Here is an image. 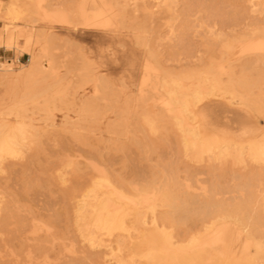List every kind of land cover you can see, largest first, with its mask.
<instances>
[{
	"label": "rangeland",
	"instance_id": "rangeland-1",
	"mask_svg": "<svg viewBox=\"0 0 264 264\" xmlns=\"http://www.w3.org/2000/svg\"><path fill=\"white\" fill-rule=\"evenodd\" d=\"M83 9L91 16L98 14L102 20L97 18L103 24L97 28H86ZM58 11L67 13L68 23L51 19L54 18L52 13ZM115 13H118L117 18ZM11 30L16 38L9 42ZM262 43L264 0H0V126L6 125L13 130L21 122L26 126L23 127L25 133L20 136L22 140L19 139V153H0V183L1 186H11L9 189L17 192L18 204L22 205L20 217L27 226L48 222L54 227L56 224L57 228L51 234L34 233L35 237H40L37 240L29 231H13L11 237L9 231L7 235V231L1 232L0 229V264H146L150 261L147 260V252H160L159 257L161 253L168 256L167 259L163 257L164 261L161 257L163 262L158 260L156 264H179L182 254L194 252H200V255L205 252L201 257H207H203L198 264H206V261L219 264V261L214 263L217 260H221V264H237L238 261L241 264H264V202L261 201L263 199L258 202L259 198H264L261 194L264 193ZM33 62H37L33 67L35 70H31ZM25 68L28 70L25 71ZM3 73L11 75L12 79H3ZM18 73L19 76H15ZM199 79L201 83H207H202L204 94L197 100L191 91L201 85ZM215 79L220 82L214 83ZM179 87H182V92ZM169 91L178 95L172 96ZM180 92L181 95L187 94L185 99L179 97ZM179 100L191 101L192 105H188L191 113H181L185 106ZM171 101L176 104L171 105L175 106L173 109L169 105ZM182 104L184 107L181 109ZM182 117L186 121H182ZM181 127L184 129L181 130ZM187 128L195 131L196 135L185 130ZM216 139L221 140L216 141L220 148L229 140L244 145L243 158L240 156L243 160L237 159V152H234L233 158L237 157L240 161L233 159L232 155L227 157L223 149L222 154L219 153L218 147L214 148L217 151L210 153L214 149L210 150L208 144ZM192 140L196 146L192 145ZM252 144L259 146L257 150ZM204 147L209 151H201ZM254 151L263 161L258 160L259 156ZM251 153H254V158ZM167 176L170 180L172 178V183H166L169 180ZM147 182L148 186L152 185L150 190L153 187L151 193L145 186ZM99 184L130 186L125 192L131 196L135 208L126 213L132 215L124 216L127 223L124 222V229L127 230L102 231L100 239L103 240L96 244L86 237L85 241L84 236H80V230L77 231L78 225L72 221L73 204L64 197L66 192L63 188L67 191L77 186L80 189L79 185ZM166 185L176 190L180 188L174 201L168 202L165 194L162 195ZM248 187L252 190L250 193ZM157 188L161 195L156 192ZM207 189L210 192L205 191ZM186 190L197 196L189 192V196L192 193L189 197L180 192ZM1 191L0 203L4 198ZM211 192L217 198L206 194ZM134 193L138 196L142 194L145 199L138 200ZM203 193L205 197L201 196ZM250 194L253 195L248 199ZM149 196L152 198L149 199ZM153 196L156 202L151 200ZM187 199L192 200L188 202ZM194 199L195 204V201L192 202ZM250 199L254 202V206L251 205L253 212L244 206L251 204L248 202ZM145 200L147 206L151 204L149 209L144 204ZM163 202L167 208L163 207ZM172 202L179 205L176 209L180 208L181 212H186L185 208L192 209H188L191 217L188 213L176 212L175 207L170 205ZM200 204L201 208L205 205L202 209L207 211L200 210V207L193 210ZM71 205V209H67ZM211 205L216 208L212 209ZM218 205L227 209L228 213L220 211ZM152 206H156L155 212L150 210ZM136 208H141L137 209L139 213ZM197 209L206 216L204 219H201V213L197 212L201 217L195 215ZM212 210H216L214 214L220 215L222 221L213 216ZM172 211L179 217L174 216L177 214ZM162 216L179 218L178 221H184L185 225L181 223V229L175 230L169 226H165L164 230L161 226L158 236L155 234L153 238L150 235L154 231V220L162 223ZM230 216L236 220L229 221L232 219ZM202 220H206L205 224L212 222L215 230L205 233ZM171 230L175 236L179 231L181 234L173 238L176 245L172 246L165 242L172 235ZM220 232L223 233L222 238H216ZM147 233H150L149 239ZM52 234H55L54 237ZM1 235L8 237L5 239ZM193 237L195 239L191 241ZM160 239H165L164 243H160ZM205 241H209L208 245ZM158 243L161 245L158 246ZM193 243L199 246H193ZM164 244L168 246L164 247ZM147 246H153V249L148 250ZM177 246L180 249H176ZM212 258L216 260L212 261ZM151 262L147 264H155Z\"/></svg>",
	"mask_w": 264,
	"mask_h": 264
},
{
	"label": "bare ground",
	"instance_id": "bare-ground-1",
	"mask_svg": "<svg viewBox=\"0 0 264 264\" xmlns=\"http://www.w3.org/2000/svg\"><path fill=\"white\" fill-rule=\"evenodd\" d=\"M174 2V1H173ZM110 3V2H109ZM163 5V4H162ZM111 7V6H110ZM110 7H109V9H110ZM171 7V6H170ZM106 8V7H105ZM103 12V11H102ZM109 13V12H108ZM82 14H83V17H84V26L86 27V28H92V27H96L97 28V26H99V25H102L103 23H102V21H100V20H102V19H100L98 16V14H97V16H96V14H92L93 16H91L90 14H88L84 9H83V12H82ZM106 14V13H105ZM116 14V18H117V14L118 13H115ZM122 15V14H121ZM50 17V16H49ZM52 17H54V18H51V19H53V21H60L61 23L64 21V23L66 24V23H68V15H67V13L65 12V11H58V12H54V13H52ZM100 19V20H98V18ZM115 19V18H114ZM110 20V19H109ZM172 20V19H171ZM170 20V21H171ZM238 20V19H237ZM67 21V22H66ZM108 21V20H107ZM112 21V20H111ZM106 22V21H105ZM109 22V21H108ZM117 23V22H116ZM101 27V26H100ZM230 27V26H229ZM111 28V27H110ZM220 28V27H219ZM112 29H113V27H112ZM248 29V28H247ZM239 30V29H238ZM12 31V30H11ZM212 32V31H211ZM9 33V32H8ZM200 34V33H199ZM211 36V35H210ZM221 36V35H220ZM255 37V36H254ZM259 37H261V35L259 36ZM15 38H16V34H14L13 33V31L12 32H10L9 34H8V41L9 42H12V41H14L15 40ZM134 38V37H133ZM205 40V39H204ZM262 42H263V40H261ZM260 44V43H259ZM263 45H264V43H262ZM261 44V45H262ZM260 45V46H261ZM138 46V45H137ZM141 46V45H140ZM258 46V45H257ZM261 47H263V46H261ZM259 50H260V48H259ZM261 52V51H260ZM148 58V57H147ZM35 62V61H34ZM34 62H33V64L31 65V70L32 69H34L35 70V68H33V67H36V63L34 64ZM190 62V61H189ZM35 65V66H34ZM96 66V65H95ZM29 67V66H28ZM26 69L27 68H25V71H26ZM30 69V68H29ZM3 70H5V69H3ZM28 70V69H27ZM37 70V69H36ZM24 71V70H23ZM22 71V72H23ZM30 71V70H29ZM21 72V73H22ZM31 72H34V71H31ZM31 72H27V74H30ZM5 73H6V70H5ZM5 73H3L2 74V78L3 79H9V78H11L12 79V77H11V75H7V74H5ZM35 73V72H34ZM27 74H24L25 76L27 75ZM19 76V73L18 74H15V76ZM22 76H23V74H21ZM20 75V76H21ZM17 76V77H18ZM22 76H21V78H22ZM24 76V77H25ZM17 77H15V78H17ZM27 77V76H26ZM208 77V76H207ZM14 78V77H13ZM14 78V79H15ZM19 79H20V77H19ZM204 79V78H203ZM206 79V78H205ZM204 79V80H205ZM200 80V79H199ZM209 80V79H208ZM216 80H218V79H215V80H213V82L214 83H216V82H218V81H216ZM216 81V82H215ZM220 82V81H219ZM218 82V83H219ZM148 83V82H147ZM199 83L201 84L199 87L197 86V88L196 89H194L193 91H191V93H192V95H193V97L195 98V99H197V100H199V99H201L202 97H203V94H204V89H205V87L203 88L202 87V83H203V81H202V83H201V80L199 81ZM204 83H207V81H205ZM203 83V84H204ZM146 84V83H145ZM211 84H212V82H211ZM125 85V84H124ZM214 85V84H213ZM217 86V85H216ZM216 86H214V87H216ZM181 88L182 87H179V89H180V91H181ZM186 89V88H185ZM216 90L217 89H219V88H215ZM187 90V89H186ZM175 91V90H174ZM187 91H189V90H187ZM172 92H173V90H172ZM182 92V91H181ZM181 92H180V96L179 97H181V99L183 100V98L185 99V97L184 96H186L187 94H184V95H181ZM184 92V91H183ZM190 92V91H189ZM169 93H171V91H169ZM186 93V92H185ZM210 93V92H209ZM172 94V96H174V94L175 95H178V94H176V93H171ZM170 94V95H171ZM183 94V93H182ZM169 95V96H170ZM171 96V97H172ZM190 96H191V94H190ZM206 97V96H205ZM168 98H170V97H168ZM177 98V97H176ZM187 98V97H186ZM180 99V98H179ZM172 100L175 102V100H174V98H172ZM182 100H179V101H182ZM170 102V101H169ZM183 102V104H184V106H183V104H182V107H180L181 109L184 107V110L183 111H181V113H183L184 111L185 112H187V111H189V109H188V105H190V103H191V101L189 100V102L190 103H188V100H184V101H182ZM176 104L178 103L177 101L175 102ZM172 104H174L172 101H171V104H169L170 106L172 105ZM176 104H174V105H176ZM168 105V104H167ZM173 105V107L171 106H168V109H170V108H174L175 106ZM192 105V104H191ZM190 105V106H191ZM181 106V105H180ZM170 107V108H169ZM189 108H191V107H189ZM170 111H171V109H170ZM175 111V110H174ZM173 112V111H172ZM189 113H191V111H189ZM188 113V114H189ZM185 114V113H184ZM183 114V115H184ZM187 114V113H186ZM182 115V114H181ZM182 115V116H183ZM186 116H188V115H186ZM181 117V116H180ZM186 121V119H183V117H182V121ZM177 122V121H176ZM184 123V122H183ZM186 123V122H185ZM188 123V122H187ZM0 124H2V123H0ZM20 123H18L16 126H14V127H16L15 128V130H13V129H8V127L6 126V125H1L0 127H1V129H0V153H7L8 155L9 154H15V153H19V145H20V142H19V139H20V136L22 135L23 136V133H25L24 132V128H26V126L25 125H23V123L21 122V125H19ZM181 125H182V123H181ZM180 125V126H181ZM185 125V124H184ZM183 125V126H184ZM189 125L187 124V127H188ZM24 127V128H23ZM182 128V127H181ZM186 128V127H185ZM184 129V127L181 129V130H183ZM185 130H188V132L189 133H192V134H195L196 135V132L195 131H193V130H191V129H185ZM184 130V131H185ZM26 131H28V130H26ZM27 133V132H26ZM26 135V134H25ZM24 135V136H25ZM189 135V134H188ZM200 135V134H199ZM198 136V135H197ZM22 138V137H21ZM24 138V140L26 139V137H23ZM186 138V137H185ZM199 138V137H198ZM20 140H22V139H20ZM23 140V141H24ZM187 140V139H186ZM185 140V141H186ZM193 140H195V139H193ZM192 140V142L194 143H192V142H190V145H191V143H192V145H195V141H193ZM196 140L198 141V140H200V139H197L196 138ZM217 140H219V139H216V140H214V141H212V142H210L209 143V141H208V148L210 149V150H212V149H214V148H220L219 146H221V145H219V143L218 142H216ZM184 141V140H183ZM190 141V140H189ZM201 141V140H200ZM204 141L205 140H203V144H204ZM220 142H221V140H219ZM224 141H226V140H224ZM187 142V141H186ZM197 143V142H196ZM218 143V144H217ZM225 143V142H224ZM255 143V142H254ZM253 143V144H254ZM258 143V142H257ZM198 144H201V143H199L198 142ZM252 144V145H253ZM93 145V144H92ZM202 145V144H201ZM251 145V146H252ZM255 145V144H254ZM253 145V146H254ZM187 146H189V143L187 142ZM196 146V145H195ZM194 146V147H195ZM222 146H223V144H222ZM199 147V146H198ZM202 147H203V145H202ZM257 147H259V146H254V149L256 148V150H257ZM206 147H204V148H202L201 149V151L204 149V150H208V148H206ZM200 149V148H199ZM221 149H223L222 151L223 152H227V157H228V155H232V158H233V155L235 156V154H234V152H237L238 154H236L237 156H239L237 159H241V160H243L242 158H243V154H244V149H245V147H244V145H239V144H234V143H232L230 140H229V142H227L222 148H220V150H219V153H221L222 154V151H221ZM185 150V149H184ZM264 150V149H263ZM209 151V150H208ZM214 151H217V149L215 150H213L212 152H210V153H213ZM252 151V150H251ZM204 152V151H203ZM206 152V151H205ZM204 152V153H205ZM253 152V151H252ZM255 152V151H254ZM229 153V154H228ZM243 153V154H242ZM260 153V152H259ZM1 154V155H2ZM21 154V153H20ZM220 154V155H221ZM224 154V153H223ZM240 154V155H239ZM253 154L254 153H251V157H255V156H253ZM255 154L257 155V156H259L258 157V160H262L263 161V159H260V155L258 154V152L256 153L255 152ZM0 155V156H1ZM4 155V154H3ZM15 155H17V154H15ZM106 156H107V154H106ZM219 156V155H218ZM240 156H242V158H240ZM223 157V156H222ZM224 157H225V155H224ZM231 157V156H230ZM5 158V157H4ZM15 158V157H14ZM20 158V157H19ZM18 158V159H19ZM24 158V157H23ZM236 158H233V159H235L236 161H240V160H237ZM264 158V157H263ZM0 159H2V156L0 157ZM16 159V158H15ZM30 159V158H29ZM4 160V159H3ZM34 160V159H33ZM35 160H37V159H35ZM7 161V160H6ZM27 161H29V160H27ZM31 161V160H30ZM21 162H22V158H21ZM7 163H9V162H7ZM27 163V162H26ZM37 163V162H36ZM100 163V162H99ZM6 164V163H5ZM29 164H31V163H29ZM33 164V163H32ZM38 164H39V162H38ZM111 164V163H110ZM2 165V164H1ZM4 165V164H3ZM2 165V166H3ZM13 165V164H12ZM15 165V164H14ZM21 165V164H20ZM102 165V164H101ZM6 165H4V167H5ZM8 166V165H7ZM23 166V165H22ZM31 166V165H30ZM114 166V165H113ZM59 167V166H58ZM87 167V166H86ZM8 168V167H7ZM16 168V167H15ZM29 168V167H28ZM2 169H3V167H2ZM9 169V168H8ZM94 169V168H93ZM4 170V169H3ZM84 170V169H83ZM86 170V169H85ZM81 171V170H80ZM144 171V170H143ZM25 173V172H24ZM33 173V172H32ZM61 173V172H60ZM85 173V172H84ZM172 173V172H171ZM16 174H17V172H16ZM47 174V173H46ZM7 175V174H6ZM18 175V174H17ZM23 175V174H22ZM104 175V174H103ZM114 175V174H113ZM124 175V174H123ZM126 175V174H125ZM175 175V174H174ZM13 176V175H12ZM63 176V175H62ZM65 176V175H64ZM102 176V175H101ZM121 176V175H120ZM141 176V175H140ZM14 177V176H13ZM84 177V176H83ZM123 177V176H122ZM130 177V176H129ZM142 177V176H141ZM168 177V176H167ZM4 178V177H3ZM12 178V177H11ZM21 178V177H20ZM166 178V177H165ZM169 178V177H168ZM167 178V179H168ZM97 179V178H96ZM134 179V178H133ZM142 179H144V178H142ZM146 179V178H145ZM166 179V180H167ZM22 180V179H21ZM34 180V179H33ZM32 180V181H33ZM171 180H172V178H171ZM170 178H169V180L168 181H166V183H169L170 181ZM176 180V179H175ZM175 180H173V181H175ZM1 181V180H0ZM22 181H24V180H22ZM65 181V180H64ZM98 181V180H97ZM103 181V180H102ZM107 181V180H106ZM126 181V180H125ZM136 181V180H135ZM148 181V180H147ZM28 182V181H27ZM61 182V181H60ZM78 182V181H77ZM96 182V181H95ZM99 182V181H98ZM97 182V183H98ZM131 182V181H130ZM146 182V181H145ZM164 182V181H163ZM176 182H178V181H176ZM176 182H174V184L176 183ZM34 183V182H33ZM79 183V182H78ZM134 183H136V182H134ZM150 183V182H149ZM170 183H172V182H170ZM95 184V183H94ZM111 184V183H110ZM152 184H154L153 183V181H152ZM163 184V183H162ZM162 184H161V186H162ZM165 184V183H164ZM2 185V183H0V186ZM25 185V184H24ZM28 185V184H27ZM77 185V184H76ZM100 185V184H99ZM99 185H97V186H80L79 185V187H80V189H78V186L77 187H75L76 188V190H75V188L74 189H72V190H67L66 191V188L64 189L63 188V190H65V192L66 193H64L66 196H64L68 201H70L71 202V204H73V207H72V205L70 206V208H68L67 207V209H71V207L73 208V213H72V215H73V217H72V219L74 218V220H72L73 221V223H74V221H75V223L78 225V230L77 231H79L80 230V233L82 234H80V236H84V239H85V241H86V238H88L89 239V241H93V243L95 242H99L100 243V240L102 239H100V236H101V233H102V231L104 232V231H107V232H112V231H114L115 229H124L125 228V221H124V219L126 218V217H124V216H127V215H132V214H127L126 215V213L128 212V213H131V211H133V209L135 208L134 206H132L133 204H134V202H133V200H132V198H131V196H128V195H126V192H125V190L128 188V187H130V186H99ZM118 185V184H117ZM139 185V184H138ZM137 185V188H139V186ZM148 186V182L147 183H145V186ZM150 185V184H149ZM157 185V184H156ZM170 185V184H169ZM172 185V184H171ZM176 185H179V183L178 184H176ZM176 185H175V188H176ZM63 186V185H62ZM143 186V185H142ZM141 186V187H142ZM150 186H152V185H150ZM150 186H148V187H146V188H150ZM154 186V185H153ZM159 186V185H158ZM164 186V185H163ZM167 186V185H166ZM165 186V187H166ZM2 187V188H1ZM0 187V189L2 190L1 192L2 193H4V198H3V200L1 201V203H0V224H1V227H0V229H2V231L1 232H4V231H7V233H5V234H7L8 235V233L10 232V235L9 236H11V233L13 232V231H16V232H18V231H29V232H32L31 234H33V238L36 236H34V233H39V232H45L46 234H48V233H50L51 234V232L53 233L54 231H55V229H57L56 228V224H55V220L57 219H55V220H53L54 222H53V224H55V227L53 226V225H49V223L48 222H46L45 223V225H40L39 224V222H38V224H39V226H35L34 224L33 225H31V226H27L23 221L24 220H22V218L20 217L21 215H20V208H22L21 206V204H20V207L18 206L19 204H18V202H19V198L17 197V192H15V191H13V190H10L9 188L11 187V186H1ZM64 187H66V186H64ZM69 188H70V186H68ZM67 187V188H68ZM133 187H134V185H133ZM160 187V186H159ZM178 187V186H177ZM218 187V186H217ZM220 187V186H219ZM232 187V186H231ZM20 188V187H19ZM72 188V187H71ZM145 187H142V189L143 190H145L144 189ZM156 188V187H155ZM154 188V189H155ZM164 188V187H163ZM163 188H161L162 190H163ZM174 187H169V186H167V188H164V192L165 193H162V195L163 194H165V197L164 198H166V201H174L178 196H176L177 194H175L180 188L178 187L177 189L178 190H176V189H173ZM26 189V188H25ZM44 189V188H43ZM50 189V188H49ZM135 189V188H134ZM141 189V188H140ZM191 189V188H190ZM206 189V188H205ZM214 189V188H213ZM215 189H216V187H215ZM218 189V188H217ZM246 189V188H245ZM248 189L250 190V187H248ZM261 189H263V188H261ZM48 190V189H47ZM52 190V189H51ZM150 190V189H149ZM152 191H153V187H152V189H151ZM151 190L149 191V193H151ZM182 190V189H181ZM209 189H207V190H205V191H208ZM249 190H246V193L249 191ZM253 190H255V189H253ZM257 190V189H256ZM255 190V191H256ZM258 190H259V188H258ZM257 190V191H258ZM137 191H140V190H137ZM148 191V190H147ZM162 191V192H163ZM213 191H215V190H213ZM233 191V190H232ZM245 191V190H244ZM252 190H250L249 191V193L251 192ZM263 192H264V190H262ZM131 192V191H130ZM156 192H158V193H160V195H161V191L157 188V191ZM181 193H183V195H184V193H186L187 194V196H189L188 195V193L189 192H192L191 190L187 193V190H186V192H182V191H180ZM179 192V193H180ZM208 192H210V191H208ZM218 192V191H217ZM254 192V191H253ZM260 192H261V190H260ZM259 192V193H260ZM20 193V192H19ZM140 193H144V191L142 192H140ZM154 193H155V191H154ZM178 193V194H179ZM193 193V192H192ZM192 193L190 194V196L189 197H191L192 196ZM205 193V192H204ZM202 194L201 196H204V195H208V194H210L211 196H213L212 195V192L211 193H206V194ZM249 193H247V194H249ZM256 195L258 194V193H256V192H254ZM253 193V194H254ZM28 194H30V193H28ZM194 194V193H193ZM247 194H246V196H247ZM253 194H250V195H248V199L250 198L249 196H252ZM254 194V195H255ZM261 194H264V193H262L261 192ZM132 195H133V193H132ZM134 195H136V193H134ZM182 195V196H183ZM214 195H216V194H214ZM217 195H218V193H217ZM220 195V194H219ZM260 195V194H259ZM21 196V195H20ZM63 196V195H62ZM138 195H136V197H137ZM139 196H141V198L139 197ZM138 196V200H140V199H142L143 197H142V194L141 195H139ZM157 196V195H156ZM194 196H197V194L195 195L194 194ZM201 196H199L200 197V199H201ZM258 196V195H257ZM257 196L255 197V199L257 198ZM144 197H146V196H144ZM148 197V196H147ZM150 197L151 196H149V199H150ZM163 196H161V198H162ZM205 197V196H204ZM203 197V198H204ZM207 197V196H206ZM213 197H215V196H213ZM254 197V196H253ZM262 197V196H261ZM152 198V197H151ZM154 198H155V196H153V199H151V200H154ZM158 198V197H157ZM198 198V197H197ZM210 198V197H209ZM215 198H217V197H215ZM252 198V197H251ZM136 199V201H138ZM143 199H145V198H143ZM148 199V198H147ZM156 199V198H155ZM159 200H160V198H158ZM184 199H185V196H184ZM205 199V198H204ZM213 199V198H212ZM245 199V198H244ZM247 199V198H246ZM245 199V200H246ZM247 199V200H248ZM260 199H263L264 200V198L262 197V198H259L258 199V202H259V200ZM22 200V199H21ZM60 200V199H59ZM73 200H74V202H73ZM157 200V199H156ZM158 200V201H159ZM161 200H163V199H161ZM182 200H183V198H182ZM186 200V199H185ZM190 200H192V199H187V201L189 202ZM199 200V199H198ZM208 199H206V201H207ZM226 200V199H225ZM224 200V201H225ZM244 200V201H245ZM257 200V199H256ZM263 200H261L262 202H264ZM141 201V200H140ZM143 201V200H142ZM148 201V200H147ZM155 201V200H154ZM153 201V202H154ZM157 201V202H158ZM163 201H165V199L163 200ZM177 201V204H178V200H176ZM184 201V200H183ZM195 201V199L192 201V202H194ZM204 201V200H203ZM223 201V202H224ZM253 201V200H252ZM252 201H251V199L248 201V202H251V204L249 205V203H247V201L245 202V203H247L248 204V206H254V202L252 203ZM255 201V200H254ZM73 202V203H72ZM149 202V201H148ZM151 202V201H150ZM156 202V201H155ZM154 202V203H155ZM187 202V203H188ZM192 202H190L191 204H192ZM200 202L202 203V200H200ZM205 202V201H204ZM220 202V201H219ZM243 201H241V203H242ZM136 203V202H135ZM152 203V202H151ZM153 203V204H154ZM160 203H161V201H160ZM164 203V202H163ZM196 203V201L194 202V204ZM198 203H199V201H198ZM209 203V202H208ZM211 203V202H210ZM225 203V202H224ZM233 203H236L235 201L233 202ZM244 203V204H245ZM67 204V203H66ZM144 204L146 205V200L144 201ZM152 204V205H153ZM162 204V203H161ZM165 205L163 206L164 208H167V207H165L166 206V203H164ZM172 204V205H171ZM173 204H175V202L173 203H170V205L172 206V207H175V209L177 208L178 209V206L179 205H177V204H175V205H173ZM185 204V203H184ZM193 204V205H194ZM204 204V203H203ZM237 204H239V203H237ZM236 204V205H237ZM151 204H149V206H147V208L148 207H151L150 206ZM158 205H160V204H158ZM167 205H169V203H167ZM207 205V204H206ZM213 205V204H212ZM212 205L210 206L212 209H213V207H215V206H213L212 207ZM228 205H229V202H228ZM241 205H243V203L241 204ZM136 206H137V203H136ZM138 206H139V204H138ZM171 206H170V208H171ZM203 206H205V205H203ZM203 206H202V208H203ZM219 206V205H218ZM227 206V205H226ZM239 206H240V204H239ZM238 206V207H239ZM245 207H247V208H249V210H250V212H253V211H251V208H253L254 209V207H248L247 205H244ZM257 206V205H256ZM258 206H260V207H262L263 208V206H264V204H263V206H261V205H258ZM145 207V206H144ZM198 207H200L201 208V204H200V206H198L197 205V207H193V210H194V208L196 209V208H198ZM210 207L208 206V208L210 209ZM221 207V205L218 207L219 208V210L220 209H222V208H220ZM231 207V206H230ZM233 207H234V204H233ZM133 208V209H132ZM143 208V207H142ZM154 208H156V206L154 207ZM153 208V206H152V208H150V210L151 209H153V212H155V209ZM199 208V209H200ZM200 209V210H205V211H207V209ZM206 208V207H205ZM216 208V207H215ZM24 209V208H23ZM61 209V208H60ZM137 209L138 208H136L135 210H136V212H138L137 211ZM139 209H141V208H139ZM138 209V210H139ZM149 209V208H148ZM176 209V210H177ZM188 209H190V208H185V211L186 212H183V214L185 213V214H187V215H190L189 213H191ZM258 209H259V207H258ZM134 210V211H135ZM181 209L179 208V210H177L176 212H180V213H182L181 211H180ZM188 210V211H187ZM190 210H192V209H190ZM218 210V209H217ZM222 210H224V211H226L225 209H222ZM240 209L238 208V211H239ZM242 210H244V209H242ZM248 210V209H247ZM248 210V211H249ZM255 210H257V207H256V209ZM59 211V210H58ZM66 211V210H65ZM71 211V210H70ZM70 211H66L67 213H70ZM71 211V212H72ZM130 211V212H129ZM216 211V210H215ZM214 210H212V212H213V216L214 215H216V214H214V213H216ZM221 211V210H220ZM223 211V212H224ZM246 211V210H245ZM245 211H242V213L243 212H245ZM259 211H261V210H259ZM262 211L264 212V209H262ZM29 212V211H28ZM60 212H61V210H60ZM65 212V213H66ZM173 212V211H172ZM175 211L173 212V213H176ZM201 213V211L199 212V210L197 209V211L195 210V213ZM210 213H211V210L209 211ZM207 213V214H210V213ZM219 212V211H218ZM227 213H228V211H226ZM225 212V213H226ZM231 212V211H230ZM235 212V211H234ZM133 213H135V212H133ZM139 213V212H138ZM178 213H176L177 215H175L174 214V216H176V217H179L178 216ZM194 212H193V214H195ZM195 214L196 216H198L199 214ZM238 213V212H237ZM256 213H257V211H256ZM141 214V213H140ZM170 214V213H169ZM183 214H182V216H183ZM201 214H203V213H201ZM212 214V213H211ZM210 214V216H212ZM260 214V213H259ZM258 214V215H259ZM27 215V214H26ZM37 215V214H36ZM40 215V214H39ZM136 215V214H135ZM143 215V214H142ZM142 215H139L140 217H142ZM161 215V213L159 214V216ZM163 215V214H162ZM166 215H167V212H166ZM224 215V214H223ZM235 215H240V214H235ZM234 215V216H235ZM246 215V214H245ZM254 215V214H253ZM263 215V214H262ZM23 216V215H22ZM133 216H134V214H133ZM137 216V218H139L138 217V214L136 215ZM159 216L157 215V218H159ZM169 216H171V214L169 215ZM172 216H173V214H172ZM200 216V215H199ZM202 216V218L201 219H204L206 216L203 214V215H201ZM200 216V217H201ZM217 216V215H216ZM220 216V215H219ZM219 216H217V217H219ZM233 216V215H232ZM241 216V215H240ZM242 216H244V215H242ZM257 215L255 214V217H256ZM52 217H53V215H52ZM68 217L70 218V216H69V214H68ZM135 217V216H134ZM164 216H162V217H160V220L163 218ZM176 217H174V218H176ZM190 217H191V215H190ZM189 217V218H190ZM204 217V218H203ZM215 217V216H214ZM227 217V216H226ZM231 217V216H230ZM246 217V216H245ZM24 218V217H23ZM29 218V217H28ZM34 218V217H33ZM32 218V219H33ZM50 218V217H49ZM137 218L135 219L136 221H137ZM172 218V217H171ZM171 218H163V222L161 223V221H159L158 220V222H156L155 220H154V224H155V226H154V228L152 227V229H154V231L151 229V227L149 228V229H151L152 231V233H151V235L150 236H154L153 238H155L156 236H158L157 235V233H159L160 232V230L162 229V228H159V227H167V226H169L168 228H171V229H173V230H175V229H177V228H179V229H181V227H180V224L181 223H183L184 224V221H182L181 223H180V221H178V219L179 218H176V219H171ZM221 218H223L222 216H221ZM232 218V217H231ZM234 218V217H233ZM233 218L231 219V220H229V221H234V220H236V219H234L233 220ZM240 218V217H239ZM37 219V218H36ZM51 219V218H50ZM140 219V218H139ZM154 219V218H153ZM152 219V220H153ZM181 219V218H180ZM191 219V218H190ZM219 219H220V217H219ZM224 219H226L227 220V218H224ZM230 219V218H229ZM253 219V218H252ZM255 219V218H254ZM26 220V219H25ZM33 220H35V219H33ZM134 220V221H135ZM142 220V219H141ZM140 220V221H141ZM194 221L195 220H197V219H193ZM193 220H192V222H193ZM209 220H211V219H209ZM221 220V219H220ZM247 220V219H246ZM256 220V219H255ZM199 220H197V222H198ZM213 221V220H212ZM222 221V220H221ZM223 221H225V220H223ZM229 221H227L228 223H230ZM237 221L239 222V220L237 219ZM237 221H235L236 223H237ZM258 221H259V219H258ZM260 221H262V219L260 220ZM264 221V220H263ZM36 222H37V220H36ZM50 222V221H49ZM125 222V223H124ZM145 222V221H144ZM191 222V221H190ZM191 222V223H192ZM202 222H204L203 220H202ZM205 222H206V220H205ZM205 222L204 223H202V224H204V231H205V233L207 232V233H212L215 229H214V224L212 223V222H208V223H206L205 224ZM249 222V221H248ZM51 223V222H50ZM67 223V222H66ZM195 223V222H194ZM233 223V222H232ZM235 223V224H236ZM246 223V222H245ZM250 223V222H249ZM248 223V224H249ZM253 223V222H252ZM255 223H257V221L255 222ZM264 223V222H263ZM15 224V225H14ZM37 224V223H36ZM127 224V223H126ZM153 224V225H154ZM183 224H182V226H183ZM193 224V223H192ZM191 224V225H192ZM196 224V223H195ZM242 224V223H241ZM241 224H239V225H241ZM248 224H247V226H248ZM261 224V223H260ZM260 224H258V225H260ZM13 225V226H12ZM185 225V224H184ZM197 225V224H196ZM199 225H200V223H199ZM238 225V226H239ZM58 226V225H57ZM131 226V225H130ZM134 226V225H133ZM139 226V225H138ZM141 226V225H140ZM193 226V225H192ZM202 226V225H201ZM246 226V225H245ZM245 226H242V227H245ZM128 227V226H127ZM196 227V226H195ZM241 227V226H240ZM251 227V226H250ZM255 226H253V228H254ZM175 228V229H174ZM187 229H188V227H186ZM186 228H184V230L186 229ZM190 228V230H191V226L189 227ZM201 228V227H200ZM264 228V227H263ZM119 229V230H120ZM160 229V230H159ZM252 229V228H251ZM257 229V228H256ZM63 230V229H62ZM124 230H127V229H124ZM123 230V231H124ZM142 230V229H141ZM164 230H165V228H164ZM173 230H171V232L173 231ZM182 230H183V228H182ZM200 230V229H199ZM258 230V229H257ZM9 231V232H8ZM57 231V230H56ZM73 231V230H72ZM143 231V230H142ZM148 231V230H147ZM150 231V230H149ZM192 231V230H191ZM240 231H241V229H240ZM244 231V230H243ZM248 230H246V232H247ZM250 231H252V230H250ZM254 231V230H253ZM256 231V230H255ZM261 231V230H260ZM20 232L18 233V234H20ZM23 232V233H24ZM26 232V233H27ZM141 232V231H140ZM164 232V231H163ZM176 232V231H175ZM178 232V231H177ZM185 232H186V230H185ZM223 232V231H222ZM245 232V233H246ZM44 233V234H45ZM105 233V232H104ZM128 233H130V231L128 232ZM169 233V232H168ZM188 233V232H187ZM244 233V232H243ZM252 233V232H251ZM14 234V237L16 236L15 235V233H13ZM12 234V235H13ZM107 234H109V233H107ZM112 234V233H111ZM133 234V233H132ZM148 234V239H149V234L150 233H147ZM152 234H154V235H152ZM155 234H156V236H155ZM163 234V233H162ZM166 234V233H165ZM165 234H163V235H165ZM176 234V233H175ZM198 234V233H197ZM2 236V237H8V236ZM39 235H40V233H39ZM53 235H55V234H52L51 236H53ZM58 235V234H57ZM120 235V234H119ZM159 235H161V234H159ZM180 231L178 232V234L175 236L174 234H173V232H172V235L170 234V238H168L167 240L168 241H165L168 245H176L175 244V242H173V238L174 237H180ZM18 236V235H17ZM22 236H23V234H22ZM21 235L20 236H18V238L20 237H22ZM50 236V235H49ZM140 236V235H139ZM222 236H223V233H219L218 235H216V238H222ZM253 236V235H252ZM252 236H250V237H248L249 239L252 237ZM12 237V236H11ZM54 237V236H53ZM86 237V238H85ZM123 236H121V238H122ZM132 237V236H131ZM138 237V236H137ZM205 237V236H204ZM254 237V236H253ZM36 238H40V237H35V239ZM46 238H49L48 236L46 237ZM83 238V237H82ZM98 238H99V240H98ZM152 240H153V238L152 237H150ZM161 238V237H160ZM6 239V238H5ZM29 239V238H28ZM74 239V238H73ZM119 239V238H118ZM147 238H145V240H148ZM157 239H158V237H157ZM157 239H156V241H157ZM178 239V238H177ZM195 239V237H193L192 239H191V241L192 240H194ZM9 240V239H8ZM37 240V239H36ZM39 240V239H38ZM103 240V239H102ZM135 240H137L136 238H135ZM134 240V241H135ZM152 240H150V241H152ZM155 240V239H154ZM159 240V239H158ZM160 240H162V239H160ZM163 240H165V239H163ZM163 240L162 241H160V243L161 242H163ZM175 240V239H174ZM204 240V239H203ZM7 241V240H6ZM20 241H21V239H20ZM54 241V240H53ZM123 241V240H122ZM150 241H149V243H150ZM22 242L24 243V240H22ZM22 242H20V244L22 243ZM57 242V241H56ZM59 242V241H58ZM78 242V241H77ZM209 242V241H208ZM207 242V243H208ZM254 242V241H253ZM72 243V242H71ZM124 243H125V241H124ZM154 243V242H153ZM164 243V242H163ZM198 243H199V241H198ZM200 243H201V241H200ZM199 243V244H200ZM204 242H202V244H203ZM205 243H206V241H205ZM206 243V245H208ZM255 243V242H254ZM261 243V242H260ZM90 244H92V242L90 243ZM97 244V243H96ZM101 244H103L102 242H101ZM167 244H164L165 246L164 247H166V246H168ZM197 243H193V246L195 245V246H199V245H196ZM201 244V245H202ZM39 245H40V247H42L41 246V244L39 243ZM73 245V244H72ZM72 245H71V247H72ZM132 245V244H131ZM134 245V244H133ZM151 245V244H150ZM155 245V244H154ZM153 245V246H154ZM157 245V244H156ZM161 245V244H160ZM159 245V243H158V246H160ZM200 245V246H201ZM205 245V244H204ZM255 245V244H254ZM253 245V246H254ZM256 245H258V244H256ZM73 246H75V245H73ZM100 246V245H99ZM137 246V245H136ZM153 246L151 247L152 249H153ZM170 246V247H171ZM192 246V245H191ZM252 246V245H251ZM262 246V245H261ZM65 247H66V245H65ZM70 247V248H71ZM78 247V246H77ZM131 247V246H130ZM138 247V246H137ZM163 246H162V248H164ZM204 246H202V248H203ZM207 247H209V246H207ZM212 248H213V246H211ZM215 247H217V246H215ZM260 247V246H259ZM147 248H149L148 246H147ZM151 248H149L148 250H150ZM179 248V246H177V248L176 249H178ZM185 248V247H184ZM192 247H190V249H191ZM199 248V247H198ZM201 247H200V249H202ZM204 248H206V246L204 247ZM203 248V249H204ZM253 248V247H252ZM262 248V247H261ZM134 249H136V248H134ZM157 249H158V251H159V249H160V251H161V248H159V247H157ZM172 249H174V248H172ZM171 249V250H172ZM180 249V248H179ZM190 249H188L187 248V250H190ZM259 249V248H258ZM74 250H76V249H74ZM73 250V251H74ZM107 250H109V249H107ZM123 250V249H122ZM156 250V249H155ZM170 250V251H171ZM183 250H185V249H183ZM196 250H198L197 248H196ZM196 250H194V251H196ZM263 250V249H262ZM132 251V250H131ZM173 251V250H172ZM200 251V250H199ZM75 252V251H74ZM166 252H167V250H166ZM165 252V253H166ZM177 252H179V251H177ZM181 252V251H180ZM179 252V254H182V252L180 253ZM189 252V251H188ZM81 253V252H80ZM148 253V258H147V260H150V261H147L148 263L149 262H151V261H154V263L155 262H158V260H160V258H161V260H163L164 261V259H163V257H165V259H167V257H166V255H164L163 256V254L161 253V255H160V257H159V253L160 252H155V253H153V252H147ZM174 253V252H173ZM184 253H185V251H184ZM191 253V252H190ZM200 253V252H199ZM198 252L197 253H191L190 255H185V254H182L181 256H180V262L179 261H177V262H179V264H198L200 261H201V259L204 257L205 258V256H203V257H201V255H203V253H205V252H201L202 254L200 255ZM127 254H129V253H127ZM178 254V255H179ZM187 254V253H186ZM85 255V254H84ZM144 255H146L145 253H144ZM207 255V254H206ZM81 256V255H80ZM126 256V255H125ZM136 256H137V254H136ZM147 256V255H146ZM116 257V256H115ZM145 257V256H144ZM176 257H177V255H176ZM82 258V257H81ZM132 258V257H131ZM207 258V257H206ZM205 258V259H206ZM209 258H210V256H209ZM121 259V258H120ZM137 259V258H136ZM204 259V260H205ZM213 259V258H212ZM222 259V258H221ZM70 260V259H69ZM117 260V259H116ZM124 260V259H123ZM160 260V262H163V261H161ZM208 260H210V259H208ZM214 260H216V259H213L212 261H214ZM225 261H226V259H224ZM235 260V259H234ZM138 261V260H137ZM218 261H219V264H221L220 262H221V260H217V261H215L214 263H218ZM233 261V260H232ZM147 262H146V264H147ZM159 262V263H160ZM202 262H205V261H203L202 260ZM231 262V261H230ZM77 263H79V262H77ZM85 263V262H84ZM89 263V262H88ZM119 263H120V260H119ZM123 263V262H122ZM121 263V264H122ZM125 263V262H124ZM127 263H129L128 261H127ZM141 263V262H140ZM152 263V262H151ZM174 263H176V262H174ZM208 262L206 261V264H207ZM211 263H213V262H211ZM236 263H237V260H236ZM238 263H239V261H238ZM237 263V264H238ZM64 264V263H63ZM72 264H74V262L72 263ZM76 264V263H75ZM156 264V263H155ZM161 264V263H160ZM209 264V263H208ZM222 264H225V263H222ZM232 264V263H231ZM234 264V263H233ZM239 264H241V263H239Z\"/></svg>",
	"mask_w": 264,
	"mask_h": 264
}]
</instances>
